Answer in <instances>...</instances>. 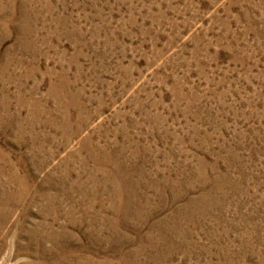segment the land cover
Returning <instances> with one entry per match:
<instances>
[{
  "label": "rangeland",
  "instance_id": "obj_1",
  "mask_svg": "<svg viewBox=\"0 0 264 264\" xmlns=\"http://www.w3.org/2000/svg\"><path fill=\"white\" fill-rule=\"evenodd\" d=\"M0 200V264H264V0H0Z\"/></svg>",
  "mask_w": 264,
  "mask_h": 264
},
{
  "label": "bare ground",
  "instance_id": "obj_2",
  "mask_svg": "<svg viewBox=\"0 0 264 264\" xmlns=\"http://www.w3.org/2000/svg\"><path fill=\"white\" fill-rule=\"evenodd\" d=\"M103 151V150H102ZM4 166V165H3ZM122 166V165H121ZM131 174V173H130ZM128 175V174H127ZM30 177V176H29ZM134 177V176H133ZM2 179V178H1ZM12 180H14V179H12ZM16 184V183H15ZM74 190V189H73ZM18 191V190H17ZM73 192V191H72ZM180 196V195H179ZM12 197H10V199H11ZM35 199V198H34ZM147 200V199H146ZM1 201V200H0ZM14 201V200H13ZM40 203V202H39ZM75 203V202H74ZM80 204V203H79ZM16 205V204H15ZM27 211V210H26ZM153 211V210H152ZM93 217V216H92ZM176 217V216H175ZM3 218V217H2ZM16 218V217H15ZM163 219V218H162ZM176 219V218H175ZM95 220V219H94ZM166 221H167V219H166ZM165 221V222H166ZM133 222V221H132ZM155 222H156V220H155ZM9 223V222H8ZM18 224V223H17ZM162 224H164V223H162ZM172 227V226H171ZM117 230V229H116ZM169 233V232H168ZM171 233H173V232H171ZM158 235V234H157ZM175 235V234H174ZM168 236V235H167ZM163 237V236H162ZM166 237V236H165ZM44 238V237H43ZM174 238V237H173ZM182 238V237H181ZM34 239V238H33ZM161 240H163V239H161ZM169 240V239H168ZM107 241V240H106ZM48 242V241H47ZM181 243H183V242H181ZM177 247V246H176ZM181 247V246H180ZM178 251V250H177ZM79 253V252H78ZM175 254V253H174ZM76 255H78V254H76ZM86 255V254H85ZM154 255V254H153ZM171 256V255H170ZM84 257V256H83ZM167 257V256H166ZM178 257V256H177ZM168 258V257H167ZM68 259V258H67ZM157 259V258H156ZM160 259V258H159ZM169 259H170V257H169ZM86 260V259H85ZM162 262H163V260H162ZM42 263H44V262H42ZM4 264H9V263H7V261H6V263L4 262ZM26 264V263H25Z\"/></svg>",
  "mask_w": 264,
  "mask_h": 264
}]
</instances>
